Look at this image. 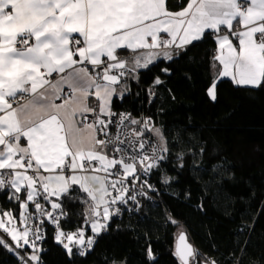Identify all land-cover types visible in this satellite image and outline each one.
I'll return each instance as SVG.
<instances>
[{
    "label": "snow or ice",
    "instance_id": "1",
    "mask_svg": "<svg viewBox=\"0 0 264 264\" xmlns=\"http://www.w3.org/2000/svg\"><path fill=\"white\" fill-rule=\"evenodd\" d=\"M175 7L178 10L170 9L169 0H0V189L9 201H16L23 224L18 228L13 213L0 209V217L7 218L0 219V230L12 242L0 238V248L11 252L18 264H45L42 256L47 250L42 245L48 239L68 258V264L87 256L120 214L114 206L136 200L135 195L125 198L129 192L125 182L134 184L142 173H152L167 159L169 148L159 129H153L158 137L155 145L137 133L139 151L130 156L118 146L119 136L109 137L108 129L115 121L108 117L116 115L111 112L112 101L124 98L127 89L117 92V86L126 74L138 79L137 69L155 66L158 57L172 61L167 49L186 51L211 30L219 43L220 54L214 59L223 65L221 75L231 76L237 85L264 88V0H186ZM222 27L226 35H218ZM118 50L147 51L133 57L129 65L117 57ZM160 71L171 74L167 67ZM54 74L59 79L53 81ZM162 83L158 76L152 81L153 86ZM23 95L31 96L27 104H19L17 97ZM207 95L217 99L215 82ZM90 96L98 100V110L85 102ZM88 114L96 119L81 121L84 127L77 129L75 117L86 119ZM119 115V124L141 123L130 113ZM150 123V119L143 121L144 128ZM100 135L109 138L100 139ZM109 145L119 157L110 159L96 150ZM42 169L59 174L46 176ZM29 171L31 175L26 174ZM65 171L71 175H64ZM89 171L105 176L77 175ZM110 176L116 179L108 180ZM52 181L58 187L50 190ZM89 181L100 188L88 187ZM160 182L169 183V178L162 177ZM73 185L92 201L83 224L74 230L75 222L63 209L64 198L73 199L69 195ZM145 187L155 190L144 179L137 194L146 195ZM40 199L50 203L51 210ZM30 205L33 212L28 211ZM47 225L52 226L50 236ZM175 255L180 264H190V258L200 264L184 234ZM155 259L149 246L146 260ZM111 264H118L116 258ZM119 264H127V259ZM206 264L217 262L206 259Z\"/></svg>",
    "mask_w": 264,
    "mask_h": 264
},
{
    "label": "trees",
    "instance_id": "2",
    "mask_svg": "<svg viewBox=\"0 0 264 264\" xmlns=\"http://www.w3.org/2000/svg\"><path fill=\"white\" fill-rule=\"evenodd\" d=\"M184 3L169 0V7L178 10L175 6ZM206 34L172 61L160 58L155 66L137 70L138 79L130 74L124 98L113 99L114 113L132 112L140 125L150 119L146 132L154 138L151 127L160 126L169 152L158 169L144 173L142 180L155 190L115 205L121 211L109 230L98 238L94 251L75 257L74 264H104L106 259L111 264L113 258L118 264L123 259L127 264H180L175 252L181 228L200 264L206 259L217 264H264V88L217 79L213 72L217 42L211 30ZM165 67L170 75L160 71ZM157 76L163 83L153 86ZM213 82L215 101L207 95ZM162 177L169 183H161ZM134 191L129 188V196ZM2 193L3 189L0 209L11 211L22 228L16 201ZM69 195L73 199L64 198L63 209L75 222L74 230L83 224L91 199L78 185ZM46 228L50 236L52 226ZM149 246L156 257L152 262L146 260ZM42 247L47 250L42 256L45 264H68L51 239ZM0 264L18 261L0 248Z\"/></svg>",
    "mask_w": 264,
    "mask_h": 264
},
{
    "label": "built area",
    "instance_id": "3",
    "mask_svg": "<svg viewBox=\"0 0 264 264\" xmlns=\"http://www.w3.org/2000/svg\"><path fill=\"white\" fill-rule=\"evenodd\" d=\"M76 38H79V37H76ZM156 51H161V50L158 49ZM140 52H141V50H140ZM140 52H132L131 50H128L126 52H122V51H119L118 50L116 52V55H117V57L120 60H126L128 62L133 57L137 56ZM180 52H181V50H180ZM116 71H119V70H116ZM129 75L130 74H126L125 77L122 78L121 80L122 81H127L128 78H129ZM51 79L53 81H55V80L59 79V76L56 75V74H54L51 77ZM65 91L67 92V88L65 89ZM24 96L25 95L21 96V98L24 97ZM58 102H61V101L58 100ZM121 113H124V114L130 113L131 114V117L133 119H136V117H134V115L132 114V112L125 111V110H123V111H121L119 113H116V115L114 117H108V119H111V120L115 121V123H113L109 127V129H108L109 137L111 139H113V140H116L117 136H119V140L121 142V143L118 144L119 147L124 148L125 151H131V154H134L135 151H139V149H138V143L140 141H138V139H137V136H136L137 133H142L143 140L148 141L150 144H152V145L157 144L158 139L154 138L152 135H150L148 132H146V129L144 128L143 125H140V124L132 125L129 121H125L123 124H119V121H120V115L119 114H121ZM95 119H96V116L93 115V114H88L86 116V119H85V117H82V121H84L86 123L92 122ZM109 137H105L103 135H100L99 136L100 139H108ZM107 148L109 149V152L111 153L112 156H115V157H118L119 156V153L113 152V146L112 145H109ZM146 149H147V145H146ZM89 172H91V171H89ZM63 174L66 175L67 174V171H65ZM142 182H143L142 180H139V181L135 182L134 184L131 183V185L128 186L129 188H134L135 189V191H134V193L132 195H135L136 196V199L140 195L141 196H148V195H150L149 190L146 187L143 188V193H146V195H144V194H137V193L141 192V186H142L141 183ZM39 202L41 204H45V202L43 201V199H40ZM45 207L48 208V210H51L50 203L45 204ZM28 211L29 212H33L34 211V208L30 205ZM0 237L3 238L4 240H6L10 244L12 243L11 240L9 238H7L6 235L3 234L2 231H0ZM20 254L23 255L24 253L21 252Z\"/></svg>",
    "mask_w": 264,
    "mask_h": 264
},
{
    "label": "crops",
    "instance_id": "4",
    "mask_svg": "<svg viewBox=\"0 0 264 264\" xmlns=\"http://www.w3.org/2000/svg\"><path fill=\"white\" fill-rule=\"evenodd\" d=\"M171 10H173V9H171ZM237 28H239V25H237ZM222 29H223V27L221 28V30H222ZM221 30H220V32L218 33V35H226V34H227L226 31H225V32H222ZM206 31H207V30H206ZM77 37H78V36H77ZM166 38H167V37H166ZM229 38L232 40V42H233L234 45L237 44V41H236V39H235L234 37H231V36H230ZM216 42H217V41H216ZM177 43H178V41H177ZM167 50H168V49H167ZM146 51H147V50H141V52H140L138 55H140L142 52H146ZM168 51L171 52V50H168ZM157 52H159V51H157ZM219 54H220V53H219V43L217 42L216 56L219 55ZM138 55H137V56H138ZM160 58H162V57H158L156 60H158V59H160ZM102 59H104V57H102ZM131 62H132V59L128 61L129 65H131ZM141 62H143V61H141ZM140 69H143V68H140ZM137 70H139V69H137ZM213 72H214V75H215V77H216L217 79H218V78H223V77H227V78L232 79L231 76H222V75H221V73L223 72V65H222L218 60H216V62H215V64H214ZM232 80H233V79H232ZM233 81H234V80H233ZM65 89H66V88H65ZM124 89H127V91H128V86H127V84H126V81H122V80H121V81H120V84L117 86V92L123 91ZM127 91H125L124 94H125ZM25 96H26V97L24 98V100H22L21 102H19V104H27L28 101H29V99H31V96H30V95H25ZM19 97H20V96H19ZM114 98H115V97H114ZM114 98H113V99H114ZM85 102L87 103V105H88L90 108H97V110H98V103H99V102H98V100H97L94 96H90ZM14 103H15V102H13V106H14V107L17 106V104L15 105ZM56 103H61V102H58V100H57ZM112 103H113V101H112ZM111 112H113L112 105H111ZM75 121H76V128H77V129H82V128L84 127V123H86V122L81 123V121H82V116H79V115H77V116L75 117ZM62 134H64V133H62ZM84 135L87 136L88 133L85 132ZM68 140H69V142L71 141V136H68ZM85 150H87V149H85ZM96 150H97V151H102V154H107L108 157L111 159V156H110L109 151H108L107 148H105V149H103V150L97 148ZM41 171H42V174H44V175H46V176H47V175L55 176V175L59 174L58 172L48 173V172L44 171L43 169H42ZM26 174L31 175L32 173L29 171V172H27ZM69 175H71V173H70V172H67L66 176H69ZM77 175H88V176H91V175H99V176H102V175H100V174H96V173H95V174H94V173H88V174H85V173H77ZM102 177H103V176H102ZM108 180H109V179H108ZM95 184H96V183H95ZM97 185H98L99 188H100V185H99V184H97ZM49 187H50V190H51L52 188H57L58 185L52 181V182H50ZM88 187H91L93 190H97V189L95 188V185H93V183H92L91 181L88 182ZM107 187H109V192H110L111 187H110V186H107ZM0 190H1V189H0ZM53 198L56 199V197H53ZM7 211H9V210H7Z\"/></svg>",
    "mask_w": 264,
    "mask_h": 264
},
{
    "label": "rangeland",
    "instance_id": "5",
    "mask_svg": "<svg viewBox=\"0 0 264 264\" xmlns=\"http://www.w3.org/2000/svg\"><path fill=\"white\" fill-rule=\"evenodd\" d=\"M224 29H225V28L222 29V32H225V31L227 32V30H226V29L224 30ZM223 30H224V31H223ZM168 50H171V53L173 54V56H174V55H177L178 53H180V49H177V48H175V47L169 48ZM25 97H26V96H24V97L21 98V96H20V97L18 96L17 99H18V101L21 99V100L19 101V102H21L22 100H24ZM14 104L16 105V102H15ZM153 129H159L160 132H161V134L163 135L164 141L166 142L165 137H164V134H163V131H162V128H161L160 126H158V125H153V126L151 127V130H152L153 134L156 136V134H155V132L153 131ZM156 138L158 139L157 136H156ZM108 151H109V149H108ZM136 152H138V151H135L134 153H136ZM109 154H110L111 158L114 157V156L111 155L110 152H109ZM125 154H126V155H132V154H131V151H125ZM119 155H120V154H119ZM118 157H119V156H118ZM161 163H162V162H161ZM83 173H85V174H88V173H94V174H95V173H96V174H100V175H102V176H105V174H104L103 172H83ZM143 177H144V173H142V174L140 175V180H142ZM107 179L112 180V179H116V177H115V176H110V177H107ZM142 181H143V180H142ZM53 182L56 183L55 181H53ZM92 183H93V182H92ZM125 183H126L128 186L131 185V183H129L128 181H126ZM97 184H98V183H96V184L93 183V185H95V188L98 190V189H99V186H98ZM141 184H142V183H141ZM90 188H91V187H90ZM107 190L109 191V187H107ZM110 192H112V194L115 195V192H113L112 189L110 190ZM126 196H129V194L127 193ZM90 199H91V198H90ZM53 201H55V200L53 199ZM91 203H92V201H91ZM91 203H90V204H91ZM101 211H102V208H101ZM0 219H7V218L0 217ZM17 222H18V221L16 220V226H17ZM0 231H2V230H0ZM2 232H3V231H2ZM180 232H182L181 234H183V229H182V228L180 229L179 233H180ZM3 233H4V232H3ZM179 233H178V234H179ZM4 234H5V233H4ZM181 234H179L178 236L180 237ZM5 235H6V234H5ZM6 236H7V235H6ZM7 237H8V236H7ZM8 238H9V237H8ZM190 264H194V262L191 260V258H190Z\"/></svg>",
    "mask_w": 264,
    "mask_h": 264
},
{
    "label": "bare ground",
    "instance_id": "6",
    "mask_svg": "<svg viewBox=\"0 0 264 264\" xmlns=\"http://www.w3.org/2000/svg\"><path fill=\"white\" fill-rule=\"evenodd\" d=\"M7 237V236H6ZM8 238V237H7Z\"/></svg>",
    "mask_w": 264,
    "mask_h": 264
},
{
    "label": "water",
    "instance_id": "7",
    "mask_svg": "<svg viewBox=\"0 0 264 264\" xmlns=\"http://www.w3.org/2000/svg\"><path fill=\"white\" fill-rule=\"evenodd\" d=\"M178 242H179V240H178Z\"/></svg>",
    "mask_w": 264,
    "mask_h": 264
}]
</instances>
